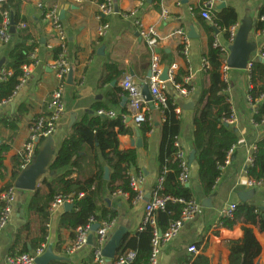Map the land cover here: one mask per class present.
I'll return each instance as SVG.
<instances>
[{
	"label": "crops",
	"instance_id": "obj_1",
	"mask_svg": "<svg viewBox=\"0 0 264 264\" xmlns=\"http://www.w3.org/2000/svg\"><path fill=\"white\" fill-rule=\"evenodd\" d=\"M22 1V16L27 20L29 32L41 46L36 52L37 62L30 66V77L27 83L16 91L10 104L0 109L1 119L4 116L14 115L20 105L28 108L17 133L0 123V145L10 146L5 159L7 178L5 181H0V193L11 179L14 160L22 155L30 138V123L42 115H49L48 105L51 95L59 83V78L53 70L55 60L50 52V48L58 47V43L55 40L54 31L44 19H41L42 7H46L50 1L55 2L53 7H58L60 17L64 13L61 21L67 36L66 58L74 70V75L72 84H69L66 78L65 113L58 121L55 132L48 138L36 142L38 153L35 158L43 153L50 165L63 141L74 133L75 124L93 114L94 105H105L116 115L121 114L123 109H128V102L122 106L123 97L127 94L120 86L121 80L130 75L135 84L142 86L149 80L148 73L152 68H149L146 74L141 69L142 56L148 55V47L134 25L135 20L140 19L145 27H153L157 33L159 44L155 54L160 64V77L167 67L176 65V75L179 72H187L184 82L193 86V92L188 97L177 96L170 83L165 81L168 94L176 99L177 113L182 121L178 142L189 159L191 152L195 151L193 124L195 107L204 84L207 87L203 76L205 55L211 51L216 53L213 44L218 42L227 49V52L223 54L226 61L229 46L232 44L230 39L225 37L224 31L218 29L213 21L202 17L207 1L143 0L141 4L138 0H112L114 8L117 6V11L114 9L113 15L103 19V22L109 25L108 32L103 38L97 36V30L102 21L99 19V4L96 0H88L81 4H77L74 0ZM224 2L226 6L220 8ZM263 5L264 0H224L218 2L213 8L215 11L227 7L233 8L238 17L236 24L238 28L243 22L252 21V31L248 42L256 44V51L251 54L249 60L253 63L258 61L264 48V30L255 29ZM195 10H198V15L195 14ZM134 12L136 18L131 17ZM179 30L183 31V35L178 33ZM183 36L188 40L186 45L183 43ZM211 38L213 43L210 42ZM15 41L11 37V42ZM180 46H183V50H180ZM0 48L3 53V57L0 53L1 60V58L4 59L7 50L5 46ZM100 49H103V54L99 52ZM186 49L188 59L184 56ZM110 62L122 64L125 73L119 81H116V85L101 86L103 68ZM227 75L229 85L227 95L235 117L231 127L237 134L238 143L235 145L230 164L223 168L211 196H205L202 191L196 159L190 165L191 181L188 187L193 191L194 200L199 204L200 210L192 221L182 227L171 242L162 245L159 264H191L199 255L208 257L210 264H229V251L226 244L230 240L242 238L243 224H237L230 231L220 228V218L223 217L225 209L231 204L237 205L241 202L264 209V186H249L250 178L246 174L249 150L264 138V124L258 126L253 122L255 107L248 99L249 69H229ZM118 88H121L123 93L118 95L119 104L113 105L110 95ZM189 103H193V107L184 109L183 107ZM151 116L153 129L146 135L147 144L133 120L127 121L132 134L119 137L120 150H135L137 153V165L131 169L130 174L143 175L144 199L135 201L128 193L122 192L110 194L107 184L104 186V200L108 207L117 213L114 226L108 232L107 242L120 228H125L126 234L129 235L138 232L144 220L147 199L150 200L151 193L158 184L160 178L158 152L164 116L157 109L151 110ZM72 118L75 119L74 124H72ZM139 139L141 147L137 146ZM46 171L37 183V187L44 178L53 177L54 174L50 173L49 166ZM33 193L17 190L12 219L0 232L1 263H5L10 256H16L10 254L11 248L16 241L18 231L26 224V208ZM206 200L210 203L204 207ZM69 212L71 210L66 211L64 207L50 212L47 241L44 244L45 252L52 248L53 255L60 258L50 264H95L94 248L97 238L95 232L92 233L94 236L92 244H87L74 252L70 251L75 242V231L60 226L62 218ZM251 228L262 248L255 264H264V232L259 226H251ZM225 232H230L235 237L228 239L225 237ZM218 233L219 236H217ZM192 246L198 249L197 254L188 251ZM105 264H114V260L105 261Z\"/></svg>",
	"mask_w": 264,
	"mask_h": 264
},
{
	"label": "trees",
	"instance_id": "obj_2",
	"mask_svg": "<svg viewBox=\"0 0 264 264\" xmlns=\"http://www.w3.org/2000/svg\"><path fill=\"white\" fill-rule=\"evenodd\" d=\"M22 4V0H6L0 4V29L4 21V13L8 12L13 19L11 28H14V34H11V37L16 40L5 46L7 51L1 70L11 71L12 75L0 80V101L13 97L24 75L23 67L34 64L32 55L41 46L40 42L31 35L28 27L24 29L20 27L21 23H27L26 18L22 16ZM54 4L55 2L50 1L46 7H42V20H45ZM211 13L214 25L224 31L225 37L230 39V28L238 22L235 10L227 7L220 11L212 9ZM195 14L198 15V10H195ZM262 18H264V5L260 9L259 21L255 26L257 31L264 30ZM212 40L211 38V43H213ZM180 50H183V46H180ZM50 52L57 61L62 50L54 47ZM0 53H2L1 48ZM261 54H264V48ZM152 58L153 52L150 49H148V55L142 56L141 69L145 74L152 67ZM205 59L203 76L207 87L204 84L194 111V147L202 191L205 196H211L222 175L227 154L238 143V138L233 128L226 123L233 111L227 95L228 82L222 79L223 54L211 51L205 55ZM124 73V66L119 62L107 63L103 68L100 85L105 86L119 81ZM186 76L187 72H179L174 81L190 90L193 86L184 82ZM249 82L252 88L248 90V95L255 107L253 122L259 126L264 124V63L259 60L252 63L249 69ZM122 93L123 90L118 88L110 95L113 105L119 104L118 95ZM177 109L176 99L168 94L167 105L162 110L164 122L158 152L159 176L163 178V182L156 190L160 197L194 200L191 188L183 186L180 182L182 170L176 157L178 149L175 143L181 132L182 121ZM99 110L111 111L105 105H94L93 114L75 124L74 133L63 141L54 155L49 165V171L54 175L50 179L44 178L34 191L26 208V224L18 231L16 241L11 248V255L33 253L46 243L50 221L49 209L51 202L58 195L73 198V209L62 218L60 223L62 228L73 232L77 227L85 226L90 218H94L98 224H101L103 221L108 222L117 217V213L111 210L104 200L106 184L110 194L122 192L128 193L131 199L135 198V192L130 184V172L137 165V153L135 150H120L119 141L120 136L132 134V129L127 125L129 111L125 108L121 114L110 118L99 116L97 114ZM27 112L28 108L20 105L14 115L2 117L0 123L17 133ZM139 129L147 144L146 135L152 131V123H143ZM256 147L254 163L247 169V174L254 181H264V138L256 143ZM9 151L10 146L0 145V181H5L7 178L5 159ZM37 153L38 146L35 149V155ZM22 165L23 156L21 155L14 160L11 179L1 192L14 186L23 171ZM106 167L110 171L108 181L104 179ZM183 208L184 205L180 202H167L164 210L154 212L155 227L164 233L173 222L180 219ZM237 224H243V236L227 242L229 264H255L262 248L251 226H259L264 232V209L241 202L237 204L233 219L221 217L219 227L230 231ZM153 232L154 227L146 223L141 225L135 234H126L118 255L131 250L135 252L132 264H147L152 252ZM191 264H210V261L208 257L199 255Z\"/></svg>",
	"mask_w": 264,
	"mask_h": 264
},
{
	"label": "built area",
	"instance_id": "obj_3",
	"mask_svg": "<svg viewBox=\"0 0 264 264\" xmlns=\"http://www.w3.org/2000/svg\"><path fill=\"white\" fill-rule=\"evenodd\" d=\"M2 1H6V0H0V4ZM74 1L77 4H81L88 0H74ZM96 1L99 4V19L100 21H102V24L99 26L97 30V36L98 38H103L104 36H106L109 29L108 23L103 22V19L114 14V5L112 0H103V2H99L100 0H96ZM221 1L224 0L207 1L205 4L206 9H204L202 12V17L204 19L212 21L213 16L211 10L215 7V5L218 2ZM140 3L142 4L143 0H140ZM135 16L136 13L135 12L132 13L131 17L136 18ZM262 20H264V18H262ZM10 21L11 18L9 16V13L5 12L4 21L0 29V46H7L11 43ZM45 21L54 31L55 40L58 43V47L61 48L62 50L60 58L57 61H55L53 65V70H55L59 78V83L51 95V101L48 105L49 115L48 116L42 115L30 123V138L22 152L23 170L27 168L29 165H31L35 158L36 142L48 138L55 132L57 123L62 117V115L65 113V109H66L64 102V90L66 86V78L72 66L66 58L67 36L62 26V21L58 7H53V9L47 14ZM134 25L138 28L139 36L145 41L148 49H150L153 52V64L151 68L152 78L145 81L142 86H138L137 84L134 83L132 76L128 75L121 80L120 86L126 92L128 97L129 116L127 117L131 118V120H133L134 123L138 127H140V125L143 123L152 122L151 108L146 102L145 97H143L142 95L143 86L148 85L150 94L153 98L152 102L154 109H157L160 112H162V110L166 107L168 102V86L167 83L162 82L160 80V73H161L160 64H159L158 56L155 54V50L158 47L159 42L155 29L153 27H148V28L145 27L140 19H136ZM20 27L23 29L27 28L28 24L21 23ZM237 31H238V27L236 25L230 28L231 43L234 42ZM178 33L180 35H183L182 30H179ZM183 43L185 45L186 43H188V40L185 36H183ZM213 48L218 53L225 54L227 52V49L224 48L222 45H220L218 42H215L213 44ZM184 56L186 59H188L187 49L184 51ZM260 58L264 59V54H261ZM32 59L34 60V63L37 62L36 53L32 55ZM204 63H206V61H204ZM252 63L253 62L251 61L248 63L247 69L251 68ZM176 71H177V66L173 65L168 73L169 76L168 83H170L173 91L177 93V96L188 97L189 95L192 94L193 89L189 90L183 87L182 85H178L175 83L174 79L176 76ZM228 71H229V67L227 66L226 61H224V64L222 66V79L225 82H228V75H227ZM23 72L24 75L20 79V84L18 85L17 90L27 83L30 77V66H24ZM11 75H12L11 71L0 70V80H2L5 77H9ZM251 88L252 86L249 82L248 90H250ZM248 99L252 103V99L250 98L249 95H248ZM11 102H12V98L0 101V109L10 104ZM97 114L99 116H103V117L108 116L110 118L117 116L112 111L106 112L104 110H99ZM124 119H126V116H124ZM234 122H235V117L232 114V116L226 120V123L231 126L233 125ZM175 146L178 149L176 157L180 162L181 170H182L180 175V182L183 186L188 187L191 181L189 159L185 151L180 147L178 139L175 143ZM234 149L235 146L227 154L225 166L230 164ZM256 151H257L256 145H253L249 150L250 154L247 159L246 174L248 173L247 169L250 166H252L254 163V157ZM143 181L144 178L143 175L141 174L137 176L130 175V184L132 190L135 192V198H134L135 201H142L144 199V192L142 190ZM162 182H163V178L160 177L157 186L153 189L151 193L150 200L146 203L145 216L142 223V225H145L146 223H150L154 227L153 238H152V252L147 264H159V255L161 253L162 245L171 242L179 234L182 227L186 223L192 221L197 216L200 210V206L196 200H187V201L183 199L173 200L170 197H160L159 194L157 193L156 188H160ZM249 186L252 187L264 186V181H254L250 179ZM16 193H17V189L15 186L10 187L0 193V232L10 223L12 219L14 204L16 202ZM169 201L180 202L184 205V208L180 219L177 220L176 222H173L169 226V228L164 233H162L155 227L154 212L157 210H164L167 202ZM66 204L73 205L72 196L58 195L51 202L50 212H54L60 208H63ZM236 208H237L236 204L229 205L225 209L223 216L227 217L228 219H233V213L236 210ZM114 223H115L114 220L108 222L103 221L101 224H99L100 225L99 229L95 232L97 235L96 246L94 248L95 264H105L106 259L102 256V249L106 245L108 239V232L112 229ZM94 224H98V223L94 218H90V220L85 226H79L76 228L75 242L72 248L70 249L71 252L77 251L88 244V237L90 234L93 233L92 226ZM188 251L190 253H195V254L199 252L195 246L190 247ZM44 252H45V246L43 245L42 247L37 249L34 253L10 256L6 259L5 263L0 262V264H35L36 258L42 256ZM134 259H135L134 251L131 250L125 251L124 253L116 257V259L114 260V264H132Z\"/></svg>",
	"mask_w": 264,
	"mask_h": 264
},
{
	"label": "water",
	"instance_id": "obj_4",
	"mask_svg": "<svg viewBox=\"0 0 264 264\" xmlns=\"http://www.w3.org/2000/svg\"><path fill=\"white\" fill-rule=\"evenodd\" d=\"M226 3H222L220 5V8L225 7ZM117 11V6L114 8ZM64 13L61 14V18H63ZM11 26H13V19L11 18L10 21ZM252 31V21L248 20L241 24V26L238 28V31L235 36L234 42L229 46V55L226 59L227 66L229 69H237V70H246L248 67V63L250 60V56L252 53L256 51V44L248 42L249 34ZM10 33L14 34V28L10 29ZM101 54H103V49H100L99 51ZM260 62L264 63L263 58L258 59ZM5 60H0V70L2 69V66L4 64ZM170 68L167 67L164 71L163 75L160 77V80L162 82L168 81ZM74 75V70L71 67L68 73V83L72 84ZM148 78H152V71H149ZM116 81L112 82L111 85H116ZM142 95L145 97L146 102L148 103L151 110H154L153 106V98L150 94V90L148 85H144L142 88ZM128 102V97H123V103L122 106H124ZM15 105H13L14 107ZM193 107V103H189L185 105L184 109H189ZM74 120L72 118V124H74ZM128 122H131V118L127 119ZM139 135V134H138ZM137 135V136H138ZM137 146L141 147V140L139 139L137 142ZM196 156V151H192L189 157V164L191 165ZM49 166V162L47 159H45L44 154L41 153L38 157L34 158L31 165H29L27 168H25L20 176L17 178L14 186L17 190H24V191H30L34 192L37 188V183L41 180V177L45 175L47 172L46 169ZM110 177V171L106 167L105 168V175L104 179L106 181L109 180ZM149 199H147V202ZM210 203V201H205L203 206L207 207V205ZM66 211H70L73 209L72 204H66L64 206ZM99 224H94L92 226V232H96L99 229ZM126 234L125 228L118 229L112 237L109 239L107 244L102 249V256L106 259V261L115 260L118 256V251L121 247V242ZM225 237L228 239L234 238L235 235L230 232H225ZM94 236L93 234H90L88 237V244L93 243ZM60 260V258L55 257L52 253V248H49L42 256L37 257L35 260V264H50L52 261Z\"/></svg>",
	"mask_w": 264,
	"mask_h": 264
}]
</instances>
